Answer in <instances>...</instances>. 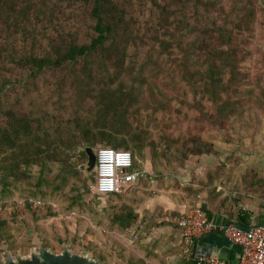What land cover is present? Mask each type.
<instances>
[{
    "label": "trees",
    "instance_id": "16d2710c",
    "mask_svg": "<svg viewBox=\"0 0 264 264\" xmlns=\"http://www.w3.org/2000/svg\"><path fill=\"white\" fill-rule=\"evenodd\" d=\"M223 2L0 0V203L14 206L10 219L37 228L40 209L68 215L86 205L91 192L73 160L78 148L104 143L132 155L142 152L147 132L133 127L140 120L135 93L154 91L148 80L163 61L174 92L169 101H187L189 93L199 97L215 112L214 124L242 115L249 109L246 97L264 106V72L255 88H247L248 74L240 68L244 34L262 4ZM136 62L138 74L127 68ZM261 62L264 68V51ZM176 80L183 92L177 93ZM183 146L180 162L212 147L199 139ZM79 157L86 160L85 151ZM97 195L109 198L111 227L134 233L131 264H153L141 243L137 204L115 201L122 194ZM56 200L61 213L52 210ZM21 205L27 209L22 220ZM10 225L0 218V240L12 241Z\"/></svg>",
    "mask_w": 264,
    "mask_h": 264
},
{
    "label": "rangeland",
    "instance_id": "374dc122",
    "mask_svg": "<svg viewBox=\"0 0 264 264\" xmlns=\"http://www.w3.org/2000/svg\"><path fill=\"white\" fill-rule=\"evenodd\" d=\"M257 1L259 5L262 4V7L260 9L256 7V14L252 20V30L245 32L246 42H243V46L241 45L245 55L240 63V68L248 74L247 88H255L258 78L264 72L261 62L264 51V3L262 0ZM223 3L228 6L225 4L227 0H224ZM258 21H260L259 25ZM251 32L252 40L249 37ZM247 50L250 52L248 53ZM161 62L159 61V63ZM140 63H130L127 68L131 69L134 74H138ZM161 66L162 69H152L153 77L148 80V85L150 83V86L155 88L154 91L144 89L135 93V97L140 100L135 107V109L140 110V113L135 118L140 120L134 122L133 127H139V130L144 129L147 132V143L142 152L140 154L136 152L135 155H132L135 167L140 168L148 165L152 168L155 183H159L166 178L171 179L173 175H177L179 170L184 168L188 162L190 170L195 169L200 158L208 156L213 160L211 164H206L210 170L209 173L212 171L210 167L215 166L220 173L225 175V170L229 167V134L234 138L237 136L236 129L238 128H251V131L255 132L260 123V116L264 115V106L256 105L252 96L246 97L244 103L249 109L245 110L242 115L230 117V120L229 118L228 120L219 119L221 120L218 122L220 125L214 124L213 120H218L215 112H212L209 104L202 103L199 97L196 98L189 93L187 101H169L174 93L168 77L170 69H164L166 66L164 61ZM148 67L151 68L152 64L149 63ZM176 81L178 83L177 93L183 92L184 88L178 80ZM255 90L256 97H260L261 88ZM155 99H158L159 103H156ZM259 100L261 101L260 98ZM262 101L264 100L262 99ZM141 104L146 108H141ZM199 106L203 107H201L202 110L199 109ZM155 110L158 113H155ZM195 139L210 144L212 146L210 153H204L200 156L190 155L187 160L180 162L176 157L177 150L184 148V142ZM175 142H178V145ZM103 144L99 143L97 147L93 148L95 153L99 147L105 146ZM192 144L191 142L188 147L190 148ZM84 148H78L75 152L76 155L80 156ZM79 156L73 160L79 163L78 168L82 171L83 178L87 179L91 192L88 197L84 196L86 205L82 208L77 207L67 215V213H61L64 207H62L61 202L56 200L51 201L53 203L52 210L61 214L57 215L53 212L52 215H47V211H45L47 208L39 210V208L35 209L34 207L39 212L43 211L41 213L42 219L36 228L23 222L22 219L27 212V209L22 206L23 204L17 207V212L22 220L20 221L19 219H10V215L14 214L12 204L0 203V218L12 223L10 225L12 241H7V238L0 240V264L5 252L10 253L13 257H23L29 255L38 244L48 247V250L53 253H60L65 247L72 253L92 257L100 261L101 264H131L129 257L135 243L134 233H131L132 229H128L129 231L126 233L120 234L116 226L115 228L111 227V211L113 209L106 207L109 198L95 194L96 172L87 171L83 167L86 160L81 162ZM34 171L37 172L38 168H34ZM54 171L56 172V168ZM207 175L209 178L211 177V173ZM146 176L148 175L144 173L141 177L144 180ZM81 192L84 193L83 190ZM140 198L134 185L130 190L122 193L121 199H115V201L137 204ZM141 219L145 220V218ZM125 254L126 257H124Z\"/></svg>",
    "mask_w": 264,
    "mask_h": 264
},
{
    "label": "crops",
    "instance_id": "0c3cea01",
    "mask_svg": "<svg viewBox=\"0 0 264 264\" xmlns=\"http://www.w3.org/2000/svg\"><path fill=\"white\" fill-rule=\"evenodd\" d=\"M260 118L255 132L251 128H238L237 136L232 138L229 134V167L225 175L214 166L210 167L208 177L210 170L206 164L213 161L208 156L201 157L195 169L190 170L188 162L177 175L159 183H155L148 165L136 169L148 175L135 184L141 197L135 211L145 218H140L138 226L143 237L141 243L150 251L147 261L195 264V258L204 255L237 264L239 249L227 240L222 227L232 224L246 231L264 226V115ZM195 206L205 211L214 228L194 238L188 259L182 253L185 246L182 229L162 222L161 217L165 212L184 217Z\"/></svg>",
    "mask_w": 264,
    "mask_h": 264
},
{
    "label": "built area",
    "instance_id": "2783aa9c",
    "mask_svg": "<svg viewBox=\"0 0 264 264\" xmlns=\"http://www.w3.org/2000/svg\"><path fill=\"white\" fill-rule=\"evenodd\" d=\"M106 153L111 155L106 157ZM133 163V156L127 150L109 146L99 147L96 152L95 193L106 196L122 194L130 190L145 173L134 169ZM36 204L41 206L42 202ZM161 221L182 229L185 245L184 248L182 247V253L188 259L192 254L194 238L214 228L205 211L196 206L192 207L184 217H176L171 212H165ZM222 231L227 240L239 249L237 264H264V226L245 231L230 224L222 227ZM194 262L195 264H230L229 260L204 255L196 257Z\"/></svg>",
    "mask_w": 264,
    "mask_h": 264
},
{
    "label": "water",
    "instance_id": "95a60500",
    "mask_svg": "<svg viewBox=\"0 0 264 264\" xmlns=\"http://www.w3.org/2000/svg\"><path fill=\"white\" fill-rule=\"evenodd\" d=\"M87 159L83 166L87 171H95L96 153L91 147H85ZM200 251H197V255ZM3 264H101L100 261L88 257L84 254L72 253L67 248H63L61 253H53L51 250L38 244L29 255L13 257L5 252L2 256Z\"/></svg>",
    "mask_w": 264,
    "mask_h": 264
},
{
    "label": "clouds",
    "instance_id": "9594fccd",
    "mask_svg": "<svg viewBox=\"0 0 264 264\" xmlns=\"http://www.w3.org/2000/svg\"><path fill=\"white\" fill-rule=\"evenodd\" d=\"M105 155H106V157H107V156H110V153H106Z\"/></svg>",
    "mask_w": 264,
    "mask_h": 264
},
{
    "label": "flooded vegetation",
    "instance_id": "af4514ba",
    "mask_svg": "<svg viewBox=\"0 0 264 264\" xmlns=\"http://www.w3.org/2000/svg\"><path fill=\"white\" fill-rule=\"evenodd\" d=\"M45 248H46V249H48V247H46V246H45ZM61 252H62V251H61ZM61 252H60V253H61ZM1 264H3V262H2V261H1Z\"/></svg>",
    "mask_w": 264,
    "mask_h": 264
},
{
    "label": "snow or ice",
    "instance_id": "6c2138e0",
    "mask_svg": "<svg viewBox=\"0 0 264 264\" xmlns=\"http://www.w3.org/2000/svg\"><path fill=\"white\" fill-rule=\"evenodd\" d=\"M111 155V154H110Z\"/></svg>",
    "mask_w": 264,
    "mask_h": 264
}]
</instances>
